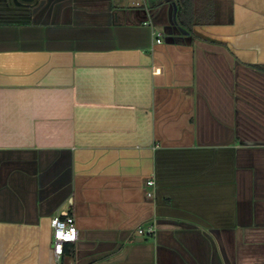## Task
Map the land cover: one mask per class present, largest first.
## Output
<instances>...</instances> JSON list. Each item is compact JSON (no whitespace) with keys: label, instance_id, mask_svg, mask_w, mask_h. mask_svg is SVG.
I'll return each instance as SVG.
<instances>
[{"label":"crops","instance_id":"crops-1","mask_svg":"<svg viewBox=\"0 0 264 264\" xmlns=\"http://www.w3.org/2000/svg\"><path fill=\"white\" fill-rule=\"evenodd\" d=\"M178 14L0 0V264H264V0Z\"/></svg>","mask_w":264,"mask_h":264},{"label":"built area","instance_id":"built-area-1","mask_svg":"<svg viewBox=\"0 0 264 264\" xmlns=\"http://www.w3.org/2000/svg\"><path fill=\"white\" fill-rule=\"evenodd\" d=\"M156 42H160V39H156ZM146 185L153 187L154 182L152 180H148ZM146 195L147 197H151L152 192L149 191ZM49 225L51 228L53 253L56 258H60L63 245L73 243L77 239V229L74 218L69 213L54 214L50 217ZM141 232L142 231L139 230V233Z\"/></svg>","mask_w":264,"mask_h":264},{"label":"trees","instance_id":"trees-1","mask_svg":"<svg viewBox=\"0 0 264 264\" xmlns=\"http://www.w3.org/2000/svg\"><path fill=\"white\" fill-rule=\"evenodd\" d=\"M178 1V5H179V14H178V20L180 21V22H182L183 23V19H182V16H183V12H184V8H185V2H186V0H177ZM190 27L191 26H188V30L190 29ZM65 245V244H64ZM64 245H63V248H62V254H61V256H60V258L61 257H63V253H64Z\"/></svg>","mask_w":264,"mask_h":264},{"label":"rangeland","instance_id":"rangeland-1","mask_svg":"<svg viewBox=\"0 0 264 264\" xmlns=\"http://www.w3.org/2000/svg\"><path fill=\"white\" fill-rule=\"evenodd\" d=\"M139 231V230H138Z\"/></svg>","mask_w":264,"mask_h":264}]
</instances>
